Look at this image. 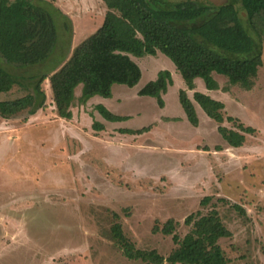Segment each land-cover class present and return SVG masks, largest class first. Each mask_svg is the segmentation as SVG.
<instances>
[{"label":"rangeland","instance_id":"374dc122","mask_svg":"<svg viewBox=\"0 0 264 264\" xmlns=\"http://www.w3.org/2000/svg\"><path fill=\"white\" fill-rule=\"evenodd\" d=\"M52 1L49 6L32 0L35 11L47 9L53 17L57 41L51 56L15 69L19 81L0 91V264H144L122 253L111 236L113 224L120 223L137 248L166 258L214 208L230 233L216 240L228 264H264V41L255 89L245 91L214 75L224 105L222 125L239 132L237 122L226 120L229 114L255 128L240 158L215 163L212 153L223 142L217 124L201 108L198 125L190 123L179 101L184 80L161 52L131 56L140 80L133 87L112 85L110 97L96 95L80 104L78 85L69 120L57 116L46 79L45 106L29 114L27 76L58 69L101 26L107 10L102 0ZM0 66L14 72L1 56ZM162 70L173 80L162 94L163 107L138 94ZM195 84L198 92L206 89L201 78ZM185 90L192 101V91ZM98 104L125 119L106 120ZM94 122L104 130L94 129ZM205 144L210 151L200 153ZM204 197L210 201L201 205ZM192 213L196 217L185 223ZM169 219L172 232L165 235L161 229Z\"/></svg>","mask_w":264,"mask_h":264},{"label":"trees","instance_id":"16d2710c","mask_svg":"<svg viewBox=\"0 0 264 264\" xmlns=\"http://www.w3.org/2000/svg\"><path fill=\"white\" fill-rule=\"evenodd\" d=\"M37 1L54 5L52 0ZM102 1L107 10L101 26L76 45L58 69L52 73L44 71L27 76L25 84L33 94L29 114L45 106L46 96L42 85L46 79L57 116L69 120L72 118L70 106L74 90L78 85H82L78 98L80 104L96 95L110 97L112 85L133 87L140 80L141 69L131 56L156 55L157 52L173 62L190 90L194 89L196 78H201L208 90L220 89L213 73L227 77L231 86L239 85L244 90L254 86L258 68L262 64L264 0H229L220 6H214L207 0L176 3L169 0ZM35 10L32 0H0V56L13 71H24L42 64L55 48L57 32L52 15L47 9ZM242 18L247 20L253 34L243 26ZM7 69L0 66V91L19 81L20 74ZM172 81L171 73L162 70L138 94L154 97L163 107L162 94ZM221 89L228 91V87ZM193 98L210 118L223 123L222 102L198 91L193 93ZM179 101L190 123L198 125L194 105L184 89L179 91ZM95 109L106 120L125 119L124 116L112 114L100 104ZM226 119L236 122L230 116ZM236 127L241 132L254 133L251 127L242 124H236ZM93 128L104 130V125L94 122ZM141 131L143 128L134 133ZM218 131L233 147L241 146L244 141V135L238 131L222 125L218 126ZM209 201V197H204L200 204L206 205ZM195 215L187 216L185 223H191ZM113 217L118 215L114 213ZM172 221L169 219L161 229L163 234H171ZM156 231L158 229L155 227L153 232ZM229 235L214 208L195 222V230L184 238L183 247L165 258L156 250L137 248L126 237L120 223L111 227L112 239L122 253L128 259L141 260L144 264H163L165 261L170 264H228L229 260L216 240Z\"/></svg>","mask_w":264,"mask_h":264},{"label":"crops","instance_id":"0c3cea01","mask_svg":"<svg viewBox=\"0 0 264 264\" xmlns=\"http://www.w3.org/2000/svg\"><path fill=\"white\" fill-rule=\"evenodd\" d=\"M176 68V67H175ZM177 70V69H176ZM214 75H218V74H215V73H213V76ZM182 77V76H181ZM214 78H215V76H214ZM197 79V78H196ZM196 79H194V89H192V90H190V89H188L187 87H186V85L184 86L185 88H184V90L185 89H187L188 91H192V97H191V99H192V103H193V105H194V108H195V111H198L200 108H201V106L194 100V98H193V93L195 92L194 90H196L197 89V86H196V84H195V81H196ZM185 83V82H184ZM205 85V84H204ZM255 87H256V84H254V86L252 87V89H250V90H245V91H251V90H253V89H255ZM207 89V88H206ZM206 89H201V91H203V92H201V93H204V94H207L208 93V91H213V94L215 95H212L211 94V96H213V97H211L210 95V97L211 98H213V99H215V100H218V101H220L219 99L220 98H218V97H216V92L218 91V90H206ZM181 90V89H180ZM186 91V90H185ZM194 91V92H193ZM197 91V90H196ZM224 92H227V91H224ZM187 93V92H186ZM188 95V94H187ZM208 95V94H207ZM199 107V108H198ZM198 109V110H197ZM202 109V108H201ZM203 110V109H202ZM224 110V109H223ZM204 111V110H203ZM206 114V113H205ZM207 115V114H206ZM208 116V115H207ZM228 116H230V117H232L233 119H236V122H237V124H242L244 127H251V128H253L254 129V132H255V128L254 127H252V126H247V125H244L242 122H240V121H238V118H235V117H233V116H231V115H229L228 114ZM227 116V117H228ZM209 117V116H208ZM210 118V117H209ZM210 119H212V118H210ZM225 119V118H224ZM213 120V119H212ZM227 120V119H226ZM213 122L214 123H216L217 124V131H218V126L219 125H222V123L221 124H219V123H217L215 120H213ZM229 122V121H228ZM233 124H234V122H232ZM223 126V125H222ZM225 127V126H224ZM234 127H236V125H234ZM237 128V127H236ZM228 129H231V128H228ZM232 130V129H231ZM239 130V129H238ZM218 133L220 134V132L218 131ZM239 133H241V134H243L244 135V141H243V143H242V145L241 146H239V147H233V146H231V145H229V143L222 137V135H221V137H222V139H223V142H220V143H218V148H220V149H216V150H214L213 151V153H212V155H213V157H215V163L217 162V160L220 162V160L221 159H224V157L226 158V160H228V159H235L234 157L235 156H237V157H239V155L241 154V153H245L244 152V144H245V142L247 141V136L246 135H249L248 133H244V132H241L240 130H239ZM253 134V133H252ZM206 146H202V148L203 149H206V150H203V149H201V151H200V153H208L210 150H207L208 148H209V146H208V144H205ZM220 146V147H219ZM246 151V150H245ZM251 153V152H250ZM240 158V157H239Z\"/></svg>","mask_w":264,"mask_h":264},{"label":"water","instance_id":"95a60500","mask_svg":"<svg viewBox=\"0 0 264 264\" xmlns=\"http://www.w3.org/2000/svg\"><path fill=\"white\" fill-rule=\"evenodd\" d=\"M212 4L219 6L225 4L228 0H209Z\"/></svg>","mask_w":264,"mask_h":264},{"label":"flooded vegetation","instance_id":"af4514ba","mask_svg":"<svg viewBox=\"0 0 264 264\" xmlns=\"http://www.w3.org/2000/svg\"><path fill=\"white\" fill-rule=\"evenodd\" d=\"M202 1H204V0H202ZM207 1H209V0H207ZM228 1H229V0H228ZM228 1H227V2H228ZM209 2H210V1H209ZM227 2H226V3H227ZM210 3H211V2H210ZM237 4L239 5V3H237ZM237 4H236V6H237ZM212 5H214V4H212ZM214 6H216V5H214ZM219 6H220V5H219ZM243 14H244V13H243Z\"/></svg>","mask_w":264,"mask_h":264}]
</instances>
